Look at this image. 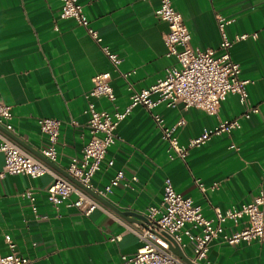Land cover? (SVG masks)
<instances>
[{"label":"crops","instance_id":"1","mask_svg":"<svg viewBox=\"0 0 264 264\" xmlns=\"http://www.w3.org/2000/svg\"><path fill=\"white\" fill-rule=\"evenodd\" d=\"M78 1L99 42L82 26L59 17V0H0V100L11 107L13 128L0 125V141H13L65 177L71 157L80 154L89 138L88 103L98 110L123 111L129 103V84L144 88L175 63L164 42L167 23L155 15L158 0ZM174 6L190 31L191 44L215 55L221 40L217 16L231 20L225 26L229 37L255 34L229 50L240 66V77L248 80L246 105L228 93L214 115L166 102L151 111L134 106L115 128L117 140L106 155L112 166L103 163L93 183L103 188L118 170L137 179L113 186L103 197L107 203L94 196L100 206L87 215L77 207L48 202L51 173L37 178L7 174L0 179V254L8 252L9 236L29 259L27 264H121L122 256L134 254L140 246L128 227L143 226L146 208L159 205L165 177L177 193L200 206L206 218L213 217L214 207L224 211L251 201L260 191L264 194V0H174ZM102 47L119 59L116 65ZM99 73L110 76L112 101L90 95ZM255 106L258 112L243 115ZM153 114L167 126L183 120L175 130L181 143L219 120L237 118L240 126L191 148L184 159L171 158ZM39 118L60 121L56 168L40 154L47 140ZM3 163L0 151V169ZM27 190L34 192L36 211L23 196ZM75 198L72 194L70 201ZM241 226L242 221L222 223L226 233ZM185 253L191 254L190 248ZM208 257L214 264H264V242L229 245L214 239Z\"/></svg>","mask_w":264,"mask_h":264},{"label":"built area","instance_id":"2","mask_svg":"<svg viewBox=\"0 0 264 264\" xmlns=\"http://www.w3.org/2000/svg\"><path fill=\"white\" fill-rule=\"evenodd\" d=\"M59 2L61 19L72 20L82 26L97 42L100 41L97 31L90 25L83 5L78 0H59ZM158 2L155 15L167 23L168 31L164 36V42L167 55L173 56L175 63L165 69L161 78L144 88L135 89L129 84V103L123 111L98 110L93 102L88 103L89 138L80 154L71 157L66 167V173L82 187L68 177L55 173L46 163L4 137L0 141V151L4 155L0 179L7 174H25L37 178L45 173H51L53 181L46 193L48 202L54 206L61 204L74 206L87 215L100 205L86 189L106 197L113 186L121 182L130 185L137 179L135 175L128 177L123 170H118L103 188H98L93 183V177L103 163L107 167L112 166L113 160L106 159V155L116 143L115 128L134 106L141 105L151 111L160 102H166L167 106L181 104L184 108H200L208 115H214L228 93L236 94L239 101L246 105L248 80L240 77V66L231 59L229 50L235 42L249 36L254 38L255 34L242 33L229 37L225 26L231 20L217 16L221 40L218 46L220 53L215 55L212 50H202L191 44L190 31L174 6V0H158ZM54 28L58 30L57 25ZM102 51L114 65L117 64L119 59L106 47H102ZM90 95L102 96L110 101L114 99L108 73H99L94 77ZM250 112H258V108L248 107L243 115L248 117ZM11 117V107L0 100V125L10 131L13 129L10 123ZM152 117L161 131V138L166 142L171 158L184 159L191 148L203 145L214 135L231 133L240 126L237 118L219 120L213 127L204 128L198 136L181 143L175 135V130L184 123L182 119L172 126H167L160 115L153 114ZM37 122L47 140L46 145L40 149V154L55 163L60 121L39 118ZM196 183L202 191L205 190L199 180ZM72 194H75L76 198L70 201ZM23 196L32 201V209L36 211L33 204L34 192L27 190ZM213 214L212 218L204 217L201 207L195 205L191 198L177 193L170 178L165 177L159 205H150L146 208L143 226L128 227V230L137 236L140 246L134 254L122 256L121 264H214L208 257L209 244L214 239L220 238L222 242L229 245H237L241 242L246 244L264 242V194L262 191L251 201L239 206H232L224 211L214 207ZM226 220L234 223L242 221V226L234 232L226 233L222 227V223ZM5 242L8 252L0 254V264L29 262L26 256L20 254L16 242L11 237L5 236ZM172 248H177L185 258L175 254ZM186 248H190L191 254L185 253Z\"/></svg>","mask_w":264,"mask_h":264},{"label":"water","instance_id":"3","mask_svg":"<svg viewBox=\"0 0 264 264\" xmlns=\"http://www.w3.org/2000/svg\"><path fill=\"white\" fill-rule=\"evenodd\" d=\"M42 159H43L45 162H47L50 166L55 167V168L57 167L55 163L49 161V160L46 159L45 157H42ZM64 173H65V175H66L70 180H72L74 183H76V184H78L79 186H81L76 180H74V179H73L71 176H69L66 172H64ZM81 187H82V186H81ZM84 189H86V188H84ZM86 190H87L89 193H91L93 196H95L98 200H100V201H102V202H104V203H107L106 199H104L103 197H101V196H99V195L93 193L91 190H88V189H86ZM121 214H122L123 216H127V215L130 214V212H121ZM172 251H173L175 254H177L178 256H180V257H182V258H185L184 255L182 254V252H180L177 248H172Z\"/></svg>","mask_w":264,"mask_h":264}]
</instances>
